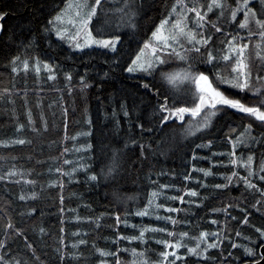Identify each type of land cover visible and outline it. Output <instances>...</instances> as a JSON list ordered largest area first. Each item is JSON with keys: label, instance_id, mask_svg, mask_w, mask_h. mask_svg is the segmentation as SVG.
Listing matches in <instances>:
<instances>
[{"label": "trees", "instance_id": "obj_1", "mask_svg": "<svg viewBox=\"0 0 264 264\" xmlns=\"http://www.w3.org/2000/svg\"><path fill=\"white\" fill-rule=\"evenodd\" d=\"M66 1L0 0V12L7 13L0 33V176H5L0 180V241L6 242L0 255L9 260L14 258L20 264H100L102 259L114 264L112 256L101 257L97 251L101 249L115 252L122 264H141V261L159 264V253L165 248L157 241L172 240L167 233L146 232L143 242L117 239L138 236L141 227L147 226L167 228L175 233L188 232L189 237L198 236L201 231L222 232V236L228 237L220 248L209 249L208 258L189 256L185 248L177 250L184 257L177 264H241L260 258L257 250L264 241L255 229H264V206L257 203L264 202V197L260 192L246 189L238 177H233L225 188L214 186L227 184L225 177L233 171L239 176L248 175L239 159L236 165L230 163V140H236L249 124L251 136L264 139V126L247 114L227 109L218 113L211 127L186 135L184 129L190 114H185L184 121L173 119L161 124L158 106L165 97L169 106H194V84L190 83L186 96H180L160 80L161 73L185 69L187 64L177 61L171 66H157L151 75L131 76L125 71L175 0H135L137 6L142 4L136 29L121 21L120 10L124 7L118 6L124 0H101L91 28L93 32L97 30L100 16L117 15L116 25L103 34L120 37L115 52L99 48L75 52L55 37L49 21ZM195 2L206 6L210 0ZM236 3L237 0H227L230 7ZM249 6L257 11V18H262L261 0H250ZM201 11H206V7ZM215 13L209 12L207 18L228 34L227 39L237 32L247 38V31L239 28L242 12L235 21L230 20V11L219 21ZM251 27L255 30L254 24ZM209 33L213 34L212 47L222 49L221 41L226 36L211 28ZM260 42L258 35L249 42L253 76L258 65L254 45ZM16 57L19 60L14 65L12 61ZM37 60L41 65L53 66L55 80L48 79L50 73L43 67L39 73L35 71ZM24 61L29 63L27 71ZM190 62L194 70L200 69L210 78L214 70H225L223 63L210 66L201 57L194 56ZM14 66L17 72L12 71ZM66 73L71 74V81L65 79ZM81 77L87 83L86 88L82 87ZM143 84L149 88L145 89ZM225 89L233 98L255 106L257 98L251 93L221 86V90ZM19 139L26 143H14ZM210 141V146L197 148V145H209ZM89 144L91 149L87 148ZM65 148L69 149L68 153H64ZM114 149L120 156L118 173L108 179L90 181L91 174L99 176L101 168L106 170ZM248 155L254 157L256 173L250 179L264 190V181L258 179L264 174L259 172L264 161V143L249 141L247 146L236 149L237 158L246 159ZM64 160L72 163L64 164ZM79 164L85 167L71 177L55 171L60 167L68 172ZM199 169L211 170L212 175L205 177ZM10 172L16 174L8 175ZM163 185L168 187L161 188ZM189 190H195L198 196L186 195ZM33 192L35 199L31 198ZM153 192H160L155 202L163 207L149 216H136ZM22 194L27 198L19 199ZM173 196H184L185 202L167 199ZM169 207L181 211L168 213ZM224 208L227 213L217 211ZM157 215H171L179 223H166L156 219ZM245 215L247 224L243 223ZM117 216L121 218L119 224ZM213 220L217 223L213 224ZM9 221L12 229L6 227ZM80 240L85 243L80 244ZM184 242L189 247L195 243L188 238ZM232 243L240 247L232 248ZM27 244L32 247H26ZM74 244L76 248L72 247ZM245 247H253L257 254L247 255ZM132 249L144 255L134 256Z\"/></svg>", "mask_w": 264, "mask_h": 264}, {"label": "snow or ice", "instance_id": "obj_2", "mask_svg": "<svg viewBox=\"0 0 264 264\" xmlns=\"http://www.w3.org/2000/svg\"><path fill=\"white\" fill-rule=\"evenodd\" d=\"M191 2V6H190ZM264 4V0H261ZM250 0H237L236 7H230L227 5V0H210L207 5L197 4L195 0H175L171 5V9L168 11L167 16L160 20L159 24L155 25L154 30L151 32V39L146 41L144 47L140 49V52L136 55L131 63L127 66L125 71L128 73L143 72L151 75L157 66H162L168 63L170 59H178L181 62L187 64L185 69H181L179 72L161 73L162 78L166 79L168 83H175L178 79L188 80L190 83L195 85V98L193 99L192 107H174L169 106L167 97L164 102L158 106L159 112L162 114L161 124L172 121L173 119L184 121L185 114H190L191 119L188 125L184 129L186 135H193L195 132H199L203 129L211 127L214 118L217 117L218 113L227 109H234L239 113L247 114L248 117H253L255 121L260 122L261 126H264V13H261L262 18H257L258 13L252 7L249 6ZM101 5V0H94V3H88V0H80L79 3L66 4L65 8L56 15L54 20L59 23H63L65 18L68 19V24L76 29L75 34L69 32L67 28L55 27L53 30L58 38L70 39L73 42V46L76 49H83L92 45H98L105 49H110L115 52L117 50V44L120 42V37L115 36L110 39H97L92 36L89 31V24L93 17L97 15V7ZM125 7L120 11L122 13L121 21L131 29L137 28V17L140 14V8L142 4L137 6L135 0H124ZM206 7V11H201L202 8ZM214 9L219 10V16L217 21L225 17V12L230 11V20L235 21L239 12L243 13V20L239 22V28L247 31V38L241 36L239 32L231 36V39H227L228 34L222 32V28L217 26L216 22L210 21L208 17L209 12H213ZM189 13H193V17H189ZM6 12H0V20L6 16ZM49 23H53L49 21ZM255 25V30L251 25ZM0 25V30H2ZM209 28L214 29L215 33H219L226 36L225 41H221L224 45L222 49H214L212 47L213 34L209 33ZM47 31V29H46ZM258 35L261 43H256L255 48V61L258 62L256 67V75L253 76V58L252 53L249 50V42H251L253 36ZM83 36V43L80 42V37ZM150 51V56H145L144 53ZM217 53H219L217 55ZM201 57L203 63L208 65H215L217 63H223L225 70H216L210 78L209 74L204 71H196L193 69L191 64L192 58ZM19 60V57L14 58L12 63L15 65ZM25 71L28 70V61L23 62ZM41 67L46 70L49 74V80H55V74L53 66L48 63H43L37 60L35 71L39 73ZM13 72H17V67H12ZM65 79L71 81V74L66 73ZM82 87H87V83L84 77H81ZM227 86L229 89H236L240 92L251 93L255 100V106H249L243 103L240 99L233 98L231 93L225 90H221V86ZM145 89L149 88L148 84L142 85ZM158 94V92H157ZM66 112V110H65ZM127 115V113H125ZM21 128L23 125L20 126ZM252 125L249 124L245 127L236 140H230L232 144V151L229 153L230 163L236 165L238 159L241 166L245 168L248 175L239 176L238 172L233 171L231 176H226L225 179L227 184H217L215 188H225L228 184L232 183L233 177H238L243 182L244 186L248 190H254L260 192L261 196L264 197V190L257 187L252 182L250 177L255 175L253 171V155H248L246 159L236 157V149L240 146H247L249 141L264 143V139H260L251 136ZM151 131V129H148ZM84 135H88L85 133ZM264 135V134H262ZM73 140L76 137H72ZM17 144H25L26 141L19 139L14 141ZM135 143V141H133ZM209 145H197V148L210 146ZM127 147V145H125ZM143 150V146H140ZM87 148L91 149L92 145H87ZM80 151V149H76ZM69 149L65 148L64 153H68ZM213 155H225L223 153ZM64 164H71L69 160H64ZM84 164L73 166L71 171L64 172L62 168L57 167L55 171L62 173L64 176L71 177L73 173L77 172L79 168H84ZM120 168V156L117 154V150H113L111 163L105 168H101L100 174L93 173L88 179L90 181H98L99 179H108L113 176V173H118ZM51 171V169H50ZM198 171L203 172L205 177L212 175L211 170L199 169ZM259 172L264 173V161H261L259 166ZM16 173H8V175H15ZM114 178V177H113ZM5 179V176H0V180ZM185 179H189L188 176ZM260 181H264V174L258 176ZM31 184L34 181H27ZM63 188V184L59 185ZM203 186V185H202ZM167 185L161 186L166 188ZM186 195L190 197L198 196L195 190H189ZM160 196V192H153L151 198L148 200L147 205L142 209L138 210L135 215L140 217L149 216L152 212H155L159 208L163 207L161 204H157L155 201ZM27 197L21 195L19 199L24 200ZM31 198H36V193L31 194ZM170 200H179L184 203V196H173L168 197ZM63 201V197H61ZM258 204L264 206V202L261 200L257 201ZM228 207H232L229 205ZM255 207V205H254ZM35 211V209H33ZM63 211V209H61ZM168 213L179 212L181 209L178 208H167ZM217 211H224L227 213V208L219 209ZM158 220H164L166 223L177 225L178 220L173 218L171 215L168 216H156ZM235 220V217H232ZM117 224L121 223V218L116 217ZM125 226H127L126 219L124 220ZM213 224L217 221L213 220ZM243 223H248V216L245 215ZM7 229H12L13 225L11 221L7 224ZM135 228L136 226L133 225ZM17 234H21L19 229L15 230ZM63 231V229H61ZM256 233L264 241V229L256 228ZM43 232V229H41ZM167 233L172 240L164 239L157 241L158 244H162L165 248L164 251L159 253L160 260L159 264H177V261H183L184 257L178 254L179 249L185 248L186 254L195 257L208 258L209 249L220 248L227 236H222V232H204L201 231L198 236L189 237L188 232L175 233L168 231L167 228H149L147 226L141 227L138 236L133 237H118L117 239L127 240H140L145 241V233ZM237 236H240V232H236ZM188 238L194 241V246L189 247L184 241ZM212 238V239H210ZM80 244H84V240L79 241ZM6 242L0 241V249L5 248ZM26 247L31 248V244H27ZM76 248L77 245L72 246ZM232 248H238L240 245L235 243L231 244ZM260 247H264V243H261ZM172 249V251H168ZM58 252L61 250L58 248ZM101 257L112 256L114 264H122L119 257L115 252L110 253L101 249H97ZM120 249H117L119 252ZM134 256H143L144 253H137L135 249L131 250ZM244 251L249 256H255L257 253L253 247H245ZM231 256V252H229ZM60 259L63 260V254ZM261 259H264V254L261 255ZM0 264H20L19 261L6 259L4 255H0ZM100 264H107V261L101 260ZM141 264H148L147 261H141ZM255 264H259V261H255Z\"/></svg>", "mask_w": 264, "mask_h": 264}, {"label": "rangeland", "instance_id": "obj_3", "mask_svg": "<svg viewBox=\"0 0 264 264\" xmlns=\"http://www.w3.org/2000/svg\"><path fill=\"white\" fill-rule=\"evenodd\" d=\"M80 2V0H67L66 1V3L57 11V12H55L54 14H53V16H52V19H51V21L53 22V23H51L50 24V26H51V32L55 35V37H57L56 36V34H55V31L53 30L55 27H60V28H67L68 30H69V32H71L72 34H75V31H76V29L75 28H73L71 25H69L68 24V19L70 18V17H67V18H65V20H64V22L61 24V23H59V22H56L55 20H54V18L56 17V15L58 14V13H60L61 12V10L62 9H64L65 8V6H66V4H69V3H79ZM222 2H223V0H222ZM88 3H90L91 4V2H90V0H88ZM94 3V2H93ZM118 7H125V5H124V2L122 3V4H120ZM233 8L234 7H236V6H232ZM97 9H98V7H97ZM214 12L216 11V13H215V16H219V10L218 9H214L213 10ZM114 12H115V10H114ZM194 16V14L193 13H189V17L191 18V17H193ZM117 15H108V16H105V17H103V16H100V19H101V21H100V27L98 26V28H97V30L95 31V32H93V30H92V28H91V22H90V24H89V31H91V33H92V36L94 37V38H97V39H110V38H113V37H104L103 36V34H105V32L106 31H110L111 30V28H110V26H113V25H116L115 24V21L117 20ZM106 18H108V20L106 19ZM106 20H107V22H106ZM159 24V23H158ZM95 33H97L98 35H96ZM241 34V36H243L244 37V33H242V32H240ZM58 38V37H57ZM58 39H60V38H58ZM151 39V37L149 38V40ZM62 40V39H61ZM148 40V41H149ZM63 42H65L66 44H67V46L71 49V50H73V51H75V52H79V51H82V50H85V49H91V48H99V49H105V48H102V47H100V46H98V45H92V46H90V47H85V48H83V49H76L74 46H73V42L70 40V39H64V40H62ZM80 42L81 43H83V36H81L80 37ZM261 43V42H260ZM144 47V45L141 47V48H143ZM105 50H110V49H105ZM139 52H140V50H139ZM138 52V53H139ZM137 53V54H138ZM136 54V55H137ZM136 55H135V57H136ZM144 55L145 56H150L151 55V53H150V51H146L145 53H144ZM134 57V58H135ZM133 58V59H134ZM177 61H180V60H178V59H170L169 60V62L166 64V67L167 66H171L173 63H175V62H177ZM211 66V65H210ZM213 66V65H212ZM197 69V68H196ZM181 69H174L172 72H179ZM199 71H200V69H199ZM214 72H215V70H214ZM141 73H143V72H136V73H128L127 72V74H129V75H131V76H137V75H139V74H141ZM171 73V72H170ZM147 75H149V74H147ZM160 80L161 81H163L166 85H168V87H169V89L171 90V91H174V92H176V93H178L180 96H186L187 95V91H189L190 90V88H189V86H190V82L188 81V80H182V79H178L175 83H168V81L166 80V79H164V78H160Z\"/></svg>", "mask_w": 264, "mask_h": 264}, {"label": "water", "instance_id": "obj_4", "mask_svg": "<svg viewBox=\"0 0 264 264\" xmlns=\"http://www.w3.org/2000/svg\"><path fill=\"white\" fill-rule=\"evenodd\" d=\"M0 25H2V20H0ZM1 31L2 30H0V33ZM259 254H260V258L256 260L245 261V262H242L241 264H255V261H259V264H264V259H261V255L264 254V247H259Z\"/></svg>", "mask_w": 264, "mask_h": 264}, {"label": "bare ground", "instance_id": "obj_5", "mask_svg": "<svg viewBox=\"0 0 264 264\" xmlns=\"http://www.w3.org/2000/svg\"><path fill=\"white\" fill-rule=\"evenodd\" d=\"M258 250H259V249H258ZM258 250H257V252H259Z\"/></svg>", "mask_w": 264, "mask_h": 264}]
</instances>
